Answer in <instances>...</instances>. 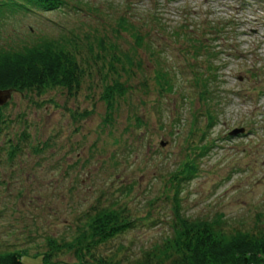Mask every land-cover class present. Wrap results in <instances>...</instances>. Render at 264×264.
<instances>
[{"label":"rangeland","instance_id":"rangeland-1","mask_svg":"<svg viewBox=\"0 0 264 264\" xmlns=\"http://www.w3.org/2000/svg\"><path fill=\"white\" fill-rule=\"evenodd\" d=\"M62 3L0 13V54L62 53L75 81L10 90L0 108V254L173 264L176 212L230 237L262 235L264 0ZM171 75L164 93L155 78ZM116 82L123 95L103 101ZM100 212L127 227L94 235Z\"/></svg>","mask_w":264,"mask_h":264},{"label":"trees","instance_id":"trees-1","mask_svg":"<svg viewBox=\"0 0 264 264\" xmlns=\"http://www.w3.org/2000/svg\"><path fill=\"white\" fill-rule=\"evenodd\" d=\"M231 2L236 3V8L233 9L244 10L247 5V0H231ZM61 6H63L62 0H0V13H14L20 10L34 13L37 10L41 15V12ZM197 50L200 52L202 49ZM65 61L67 58L64 54H51L37 47L8 49L6 53L0 54V90L22 92L33 88L40 93L53 87H69L75 81L72 72L63 69ZM170 77L155 78L164 93L171 91L173 87V75ZM123 93V86L116 82L103 89L102 100L109 101L113 99L114 94L121 97ZM14 151L13 148L9 156ZM191 171L192 168L187 167L186 172ZM175 216V224L172 227L173 237L170 242L167 240L170 248L180 255V260L173 264H264V233L259 237H251L237 231L230 237L218 228L215 222L196 224L187 222L177 212ZM124 227H127L125 222L120 221L112 212H100L92 221L93 234L103 239L120 233ZM84 249L87 250V246ZM20 257L16 253L0 254V264H21ZM40 260L45 264V259L40 258Z\"/></svg>","mask_w":264,"mask_h":264},{"label":"water","instance_id":"water-1","mask_svg":"<svg viewBox=\"0 0 264 264\" xmlns=\"http://www.w3.org/2000/svg\"><path fill=\"white\" fill-rule=\"evenodd\" d=\"M11 91L0 90V107L5 106L10 101ZM237 130H233L231 134H235Z\"/></svg>","mask_w":264,"mask_h":264}]
</instances>
